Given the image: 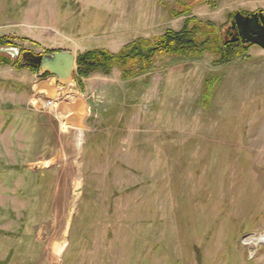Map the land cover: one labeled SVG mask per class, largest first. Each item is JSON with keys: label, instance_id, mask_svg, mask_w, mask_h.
<instances>
[{"label": "rangeland", "instance_id": "rangeland-1", "mask_svg": "<svg viewBox=\"0 0 264 264\" xmlns=\"http://www.w3.org/2000/svg\"><path fill=\"white\" fill-rule=\"evenodd\" d=\"M259 11L264 0H0L13 45L0 55L117 53L188 21L227 39L229 15ZM217 61L159 54L133 79L116 68L59 94L0 65V264H264V50Z\"/></svg>", "mask_w": 264, "mask_h": 264}, {"label": "trees", "instance_id": "trees-1", "mask_svg": "<svg viewBox=\"0 0 264 264\" xmlns=\"http://www.w3.org/2000/svg\"><path fill=\"white\" fill-rule=\"evenodd\" d=\"M232 17L231 14L228 18L231 19ZM189 23L190 21L185 23L177 32L167 30L156 39H136L126 44L117 53L104 49H94L77 54L75 58V81L79 83L82 79H86L95 73L107 76L116 68L120 70L122 80H130L147 73L151 69L155 57L159 54L198 58L208 51L218 56V64H228L252 46L251 44H243L241 40H238V36L236 33L234 34L236 30L231 27L230 31L232 32H227V39H225L224 35L222 36L211 23ZM0 47L11 48L13 45L9 38L0 37ZM0 65H8L16 70L28 69L32 73H39L36 67L22 63L18 58L12 59L9 55H0ZM39 77L44 79L48 77V74Z\"/></svg>", "mask_w": 264, "mask_h": 264}, {"label": "water", "instance_id": "water-1", "mask_svg": "<svg viewBox=\"0 0 264 264\" xmlns=\"http://www.w3.org/2000/svg\"><path fill=\"white\" fill-rule=\"evenodd\" d=\"M230 27L233 30H237L236 35L243 44L255 45L264 50L263 12L259 11L246 15L236 12L233 15ZM10 57L12 59L15 58L12 56ZM75 58L76 56L69 51L53 52L45 55H34L31 52H23L21 55V62L36 67L39 76L48 74L46 80L52 85H57L59 90H61L69 86H75Z\"/></svg>", "mask_w": 264, "mask_h": 264}, {"label": "crops", "instance_id": "crops-1", "mask_svg": "<svg viewBox=\"0 0 264 264\" xmlns=\"http://www.w3.org/2000/svg\"><path fill=\"white\" fill-rule=\"evenodd\" d=\"M85 50H86V48H84V49H80V50H78V51H76V52H74L72 49H65V50H60V52H62V51H69V52H72L75 56H77V54H79V53H82V52H85ZM45 83L48 85V86H52L53 87V89H55L54 91H56L55 93L56 94H59V93H61L62 91H64L65 89H61V90H59V87L57 86V85H55V84H51L49 81H47V80H45ZM75 83H76V85H77V82L75 81ZM69 87H71V86H69ZM38 88V87H37ZM39 89V88H38Z\"/></svg>", "mask_w": 264, "mask_h": 264}, {"label": "bare ground", "instance_id": "bare-ground-1", "mask_svg": "<svg viewBox=\"0 0 264 264\" xmlns=\"http://www.w3.org/2000/svg\"><path fill=\"white\" fill-rule=\"evenodd\" d=\"M260 242H263L264 243V236L261 238V241Z\"/></svg>", "mask_w": 264, "mask_h": 264}, {"label": "flooded vegetation", "instance_id": "flooded-vegetation-1", "mask_svg": "<svg viewBox=\"0 0 264 264\" xmlns=\"http://www.w3.org/2000/svg\"><path fill=\"white\" fill-rule=\"evenodd\" d=\"M235 33H237V30H236V31H234V34H235ZM238 40H240V39L238 38Z\"/></svg>", "mask_w": 264, "mask_h": 264}]
</instances>
